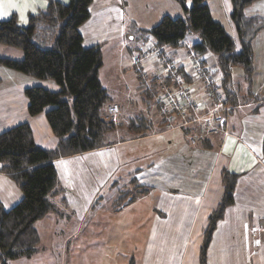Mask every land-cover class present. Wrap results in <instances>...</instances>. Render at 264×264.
<instances>
[{"label": "crops", "instance_id": "0c3cea01", "mask_svg": "<svg viewBox=\"0 0 264 264\" xmlns=\"http://www.w3.org/2000/svg\"><path fill=\"white\" fill-rule=\"evenodd\" d=\"M205 1L214 19L221 22L219 16H227V32L237 41L232 1ZM261 1L249 5L246 14L264 17ZM158 3L92 0L91 16L79 28L85 47L101 45L99 76L112 99L107 110L115 108L113 120L128 124L145 113L152 132L131 137L126 124L110 134L111 144L54 160L67 199L61 207L63 215L57 214L77 222L69 247L75 264H129L131 258L136 264H200L209 216L223 195L225 169L238 174L235 199L213 232L208 263L264 264V29L253 42L252 94L243 81L244 71L232 68L238 103L226 117L224 128L215 123L216 128L203 132L199 126L212 116L216 104L212 92L221 89L220 71L208 68L209 53L201 72L195 71L194 63L200 59L192 44L198 35L177 48L156 46L149 34L141 36V30L154 27L165 15L183 17L182 6L157 9ZM47 7L48 0H0V11L7 13L0 19L16 14L25 26L29 14ZM101 15L105 16L101 24H91ZM0 57L21 59L23 52L0 45ZM0 76V132L29 123L35 142L54 148L57 137L46 111L31 115L25 95L28 87H45L46 82L14 70H0ZM49 85L46 88L53 89ZM168 92L173 98H166ZM138 103L139 109L122 116L121 105L132 109ZM220 114L226 116L225 111ZM205 137L208 142L203 141ZM133 178L150 191L128 203L129 197L115 210L114 200L121 189L131 186ZM104 193L109 197L106 204ZM21 198L19 187L0 169V201L5 208Z\"/></svg>", "mask_w": 264, "mask_h": 264}, {"label": "trees", "instance_id": "16d2710c", "mask_svg": "<svg viewBox=\"0 0 264 264\" xmlns=\"http://www.w3.org/2000/svg\"><path fill=\"white\" fill-rule=\"evenodd\" d=\"M176 1L185 9L186 18L165 15L154 27L141 30V36L149 34L156 46L177 48L188 33L194 31L199 37L192 44L197 59L202 63L207 53L217 57L221 89L214 90L212 96L215 102L221 96L223 103L232 109L238 103L232 89V68L240 67L244 71L243 81L249 84L252 94L253 42L264 29V17L249 16L245 9L258 0H231V19L239 49L224 25L214 19L205 0H192L190 7L186 0ZM91 3L92 0H48L45 10L29 14L25 26L19 23L16 14L0 19V44L23 52L21 59L0 57V66L38 79H51L58 86L56 90L40 85L25 90L29 113L37 115L46 111L47 121L57 137L54 148L39 146L29 123L0 132V169L13 179L22 193L21 200L11 208H5L0 201V264L32 257L41 242L37 221L52 211L63 215L61 207L66 205L67 199L54 160L105 147L112 143L110 134L127 124L108 119L107 106L112 99L99 76L103 65L101 45L85 47L83 44L79 28L91 16ZM126 126L131 137L152 132L145 113L137 114ZM199 128L207 130L203 124ZM208 140L205 137L203 141ZM237 179L238 174L223 170V195L209 216L200 264H209L208 248L213 232L227 207L234 203ZM150 189L133 178L130 187L120 190L113 202L114 209L121 208L129 197L128 203ZM129 263L136 264V261L131 258Z\"/></svg>", "mask_w": 264, "mask_h": 264}, {"label": "rangeland", "instance_id": "374dc122", "mask_svg": "<svg viewBox=\"0 0 264 264\" xmlns=\"http://www.w3.org/2000/svg\"><path fill=\"white\" fill-rule=\"evenodd\" d=\"M177 2L174 0H159V3L157 4L156 8L158 9V8H161L162 6H168L171 8L172 6L173 7L176 6L180 8L181 4ZM262 2L264 1H261V3ZM186 3L190 7L192 0H186ZM2 9H4V7ZM182 9L184 10L183 12L184 14L182 16L183 18H186V11L184 8ZM103 18H105V16H102V15L97 16V18H95L94 20L91 19L93 20L91 21V24H101L102 22L101 19ZM219 18L222 24L225 26L226 30L230 31L229 20L227 19V16L223 15V16H219ZM147 23L151 24V22L149 21ZM192 37L197 38V35L196 33H194V31L189 32L185 40L193 41ZM150 38L151 40L153 39L152 37ZM134 42L135 43L138 42V39L135 40ZM140 42L142 43V41ZM145 44H147V42H145ZM145 44L143 43L142 45H145ZM0 45H3V44H0ZM11 48L17 53H22L20 49H17L15 47H11ZM237 49H239L238 43H237ZM215 58L216 57L214 54L212 53L208 54L207 65H208V68L212 72L219 69L217 63H215ZM0 70L13 71L12 69L7 68L5 66H1ZM40 80H43V82H46L45 87H47V85L50 84L48 87L56 89V85L53 80L51 79H40ZM129 87L131 90L132 89L131 86ZM139 107H140L139 103L138 105L136 104V106L132 109H130L129 106H127V104H124V106L121 105L122 116H124V113L128 115L130 113L131 115L133 113L132 111L136 110V108L139 109ZM105 189H109V188H105ZM103 196H104L103 202L105 204L108 203L109 202L108 194L104 193ZM6 206H9V204H6ZM75 220L76 218L74 217L70 218L69 220H66L65 218L57 214V211L50 212L43 219L37 221L36 223V226L39 229L40 234H41V242L39 245V250L32 257L19 258V259L13 260L11 264H75L76 258L73 256L69 248L72 242L75 240V237L72 238V236L75 234L74 231L77 227V222Z\"/></svg>", "mask_w": 264, "mask_h": 264}, {"label": "built area", "instance_id": "2783aa9c", "mask_svg": "<svg viewBox=\"0 0 264 264\" xmlns=\"http://www.w3.org/2000/svg\"><path fill=\"white\" fill-rule=\"evenodd\" d=\"M195 71L197 72H201V62L200 60L195 61ZM173 98V94L168 92L166 95V98ZM114 110L115 108H113L112 106H110L108 108L109 111V120L113 119V114H114ZM221 111H225L226 112V116L221 115ZM231 111V107L227 106L223 103L222 97L220 96L218 98V100L216 101V104L214 106V110L212 112V116L209 117L208 119H205V123H203V127L207 128V129H213L216 127H213V125H215V123H219V126L221 128H224L225 124H226V117L228 116L229 112ZM215 115H217L216 119H215Z\"/></svg>", "mask_w": 264, "mask_h": 264}, {"label": "snow or ice", "instance_id": "6c2138e0", "mask_svg": "<svg viewBox=\"0 0 264 264\" xmlns=\"http://www.w3.org/2000/svg\"><path fill=\"white\" fill-rule=\"evenodd\" d=\"M7 13L0 11V15H6Z\"/></svg>", "mask_w": 264, "mask_h": 264}]
</instances>
